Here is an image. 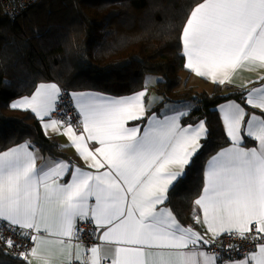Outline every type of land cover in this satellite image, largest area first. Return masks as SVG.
Returning <instances> with one entry per match:
<instances>
[{
    "label": "snow or ice",
    "instance_id": "obj_1",
    "mask_svg": "<svg viewBox=\"0 0 264 264\" xmlns=\"http://www.w3.org/2000/svg\"><path fill=\"white\" fill-rule=\"evenodd\" d=\"M181 43L185 67L214 83L230 80L245 64L264 67V0H203L191 10ZM60 95L56 84H40L11 108L30 110L46 134L51 129L65 135L96 172L75 168L70 181L60 183L69 173L67 163L53 161L37 169L26 144L0 153V223L30 242V251L20 253L27 264L29 256L41 258V250L50 245L62 246L68 264H218L199 246L225 233L256 242L257 251L231 264H264V117L253 114L246 121L245 109L235 103L220 108L232 146L208 162L205 186L195 200L203 213L196 222L206 225L208 240L182 227L170 210L157 207L200 147L206 135L203 121L181 127V112L164 120L153 117L141 132L125 125L143 118L146 92L119 99L73 94L81 117L77 133L70 122L51 119ZM246 104L264 112V87L249 92ZM242 127L257 147L241 146ZM78 220L100 231V240L113 247L111 256L94 245L81 259V245L73 243L79 240ZM4 243L20 246L11 237Z\"/></svg>",
    "mask_w": 264,
    "mask_h": 264
},
{
    "label": "trees",
    "instance_id": "obj_2",
    "mask_svg": "<svg viewBox=\"0 0 264 264\" xmlns=\"http://www.w3.org/2000/svg\"><path fill=\"white\" fill-rule=\"evenodd\" d=\"M203 0H38L10 20L0 4V152L28 143L56 156L58 144L44 135L29 112L10 109L43 82L68 92L127 96L159 75L155 92L164 102L190 101L183 125L201 121L206 135L183 175L167 193L166 206L183 226L195 227V200L203 189L207 159L229 144L216 107L244 104L249 87L189 85L181 33L191 10ZM246 140V143L251 141ZM0 264H26L0 241Z\"/></svg>",
    "mask_w": 264,
    "mask_h": 264
},
{
    "label": "crops",
    "instance_id": "obj_3",
    "mask_svg": "<svg viewBox=\"0 0 264 264\" xmlns=\"http://www.w3.org/2000/svg\"><path fill=\"white\" fill-rule=\"evenodd\" d=\"M185 64H186V58H185ZM187 70L189 71V77H188L189 85H191L196 91L210 92L214 85H230V86H232L234 88L249 87L248 92H247V94H248L249 92L253 91L254 89H258V88L264 87V79H261V77H264V67H261L258 63L257 64H245L241 69L237 70L231 76L230 80L226 81L223 84L214 83V82H212V80L210 78L197 76L193 71H191L189 69H187ZM149 78H152V77H148V78L144 79V87L141 90H139L138 92H135L133 94L127 95V96H119V97H117V96H111V95H107V94H103V93H99V92H94V91L71 92L70 95H71V99H72V101H73V103H74V105L76 107L75 101L72 98L73 94H92V95H96V96H102V97H105L107 99H119V98L132 97L133 95L144 91V92H146V95L143 97V104H144V108H145V114H144L143 118L140 119V120L127 121L126 125H125L126 127H130V128L131 127H139L141 129V132H143V130L148 127V121L151 118L155 117V119H157V120H164L166 117H171V116H174V115H178L181 112H183L185 114L180 116L179 123H180L181 127L188 126V125L181 124V119L184 116H186L191 111V109L193 107V104L190 101L164 102V103H161V97L159 95H157L156 93L153 94L155 92V86H156L158 81L156 79H153L154 83L150 84V79ZM53 83L54 82H43V83H40V84H53ZM40 84H38V85H40ZM54 84H56V83H54ZM37 86L35 87V89L33 90V92L31 94H29L28 96H24V97H30L35 92ZM57 86L59 87V85H57ZM247 94L244 96V104H245V106H243L241 103L237 102L234 99H230V100H227L225 102L220 103L216 107L217 113L219 114V117H220V120H221V123H222L223 131H224L227 139L229 140V144L226 145L225 147L217 150L212 156H210L207 159V161L205 163V166H204V169H203V188L205 186V173H206V170H207L208 162L214 156H216L218 153H220L221 151H223V150H225V149H227V148L232 146L231 145V140L226 134V129H225V126H224V123H223L222 113L220 112V108L222 106H224V105H227V104H230V103H235V104H239L242 108L245 109V112L247 113V115L245 117L246 121L253 114H255V115L259 116V117H264V112H261L259 109L251 108L249 105L246 104V96H247ZM24 97H21V98H18V99H15V100L11 101V103L9 104L10 109H12L11 108V104L12 103L17 102V101L21 100ZM150 97L152 98V103L149 106V98ZM13 110L31 113L34 116V118L39 121V124L41 126V129H42L44 135L46 137H48V138L53 139L58 144L59 148H58V150L56 152V156L54 157V156H51L48 152H44V151H41L40 149L33 148V147H31V145H29L28 143L25 142V143H21V144L15 145V146H13V147L5 150V151H2L0 153L6 152V151H8V150H10L12 148H16V147H18L20 145H25L26 144L28 146V150L30 152H32L34 154L35 158H36V168L37 169L46 168L53 161H63L65 163H67L70 166L69 173L66 174L63 177V179H61L59 181L60 183H67L68 181H70V179H71V171L74 170L75 168H80L82 171H86V172H94V173L96 172L95 169H91V168H89L87 166L85 161L78 155L75 147L71 146L70 141L68 140V138L65 135L53 132L51 129H49L47 134H46L45 130H44L43 126H42V122L30 110H23V109H13ZM48 119H49V117H45V122H47ZM51 119H53V118L51 117ZM199 123L194 124L192 126H196ZM205 128H206V126H205ZM60 132L61 133L63 132V128L60 129ZM241 135H242V138H243V143L241 145L242 147H245L247 149H251V148H254V147L258 146L257 142L255 140L247 137L244 134L243 127H242V131H241ZM204 137H205V135L200 139L199 144H200L201 140ZM245 139L251 141V143H246ZM89 146L91 148H93V149L96 148V147H99L98 144H95L93 142H89ZM187 165H185L183 167L182 174L179 176V178L183 175L184 170H185ZM103 170L104 169H101L100 171H103ZM170 170L178 171L179 169H178L177 166H172ZM177 180L173 181L170 185H168V189H167V192H166V197H167L168 191L177 182ZM202 191H203V189H202ZM201 194H202V192H201ZM200 195H199V197H200ZM166 201H167V198H166V200L164 201L163 204L158 205L157 207L170 210V208L168 206H166ZM90 203H93V201H90ZM197 216H199L201 218V221H202L203 213H202V210L198 206H197V215H196V217ZM79 222L80 221L78 220L77 224H76V227H77ZM0 224H2V223H0ZM181 226L184 227V228H192L194 231H196V232L200 233L201 235H203L205 239L211 240V234L207 233L206 225H204L202 222L201 223H197L196 222V226L194 228L193 227H189V226H183V225H181ZM76 242H79V241H75V240L73 241V243H76ZM79 243L81 245V247L79 249V252L81 254V259L83 260V259H85L86 248L82 245L81 242H79ZM95 245H99L101 247V251H102L103 254L108 255V256L112 255L113 247L103 243L100 240V231L99 230L97 232V244H95ZM205 247H206V245L201 244L199 246V250H202V251L206 252L209 255H213L212 253L207 251V249ZM61 248H62V246H60V245L47 246V247H45V248H43L41 250V258L38 259L36 257L29 256V260L31 261V264H43V260L44 259H49L50 260V264H68L69 257L67 255V252L66 251L62 252ZM28 251H30V249ZM73 251L75 252V249ZM185 251H188V250L186 249ZM255 251H257V249L253 250L252 252H255ZM22 253H26V252H22ZM242 259H244V257L243 258H239V259H235V260H230V261L224 262L222 264H231L232 261H239V260H242ZM73 262H80V261L73 260ZM109 263H110V261H109ZM26 264H27V261H26Z\"/></svg>",
    "mask_w": 264,
    "mask_h": 264
},
{
    "label": "built area",
    "instance_id": "obj_4",
    "mask_svg": "<svg viewBox=\"0 0 264 264\" xmlns=\"http://www.w3.org/2000/svg\"><path fill=\"white\" fill-rule=\"evenodd\" d=\"M38 0H0V4L4 10L5 15L10 19L14 20L18 15L33 6ZM71 92L61 89V95L56 105V111L52 113V118L70 122L73 128L79 133L82 131L80 125L79 112L75 107L72 99ZM79 232V242L88 249L97 244V232L98 230L91 223L80 221L77 225ZM251 235V234H249ZM0 241L5 245L4 240L11 237L19 247H12L7 249L15 254L27 252L31 245L30 242L18 235H14L10 232L3 224H0ZM256 242L251 239L241 240L235 236H229L223 234L215 243L206 245L207 251L212 253L217 258V262L222 264L224 262L235 260L245 257L248 253L256 249L254 246ZM73 264H80V262H73ZM104 264H110L109 261H105Z\"/></svg>",
    "mask_w": 264,
    "mask_h": 264
},
{
    "label": "rangeland",
    "instance_id": "obj_5",
    "mask_svg": "<svg viewBox=\"0 0 264 264\" xmlns=\"http://www.w3.org/2000/svg\"><path fill=\"white\" fill-rule=\"evenodd\" d=\"M148 77H152V78H149V79H150V84H151V83H154V82H153V79H156L157 81L160 80V76H159V75H147V76L145 77V79L148 78ZM153 77H154V78H153ZM155 93H156V92H154L153 94H155ZM151 103H152V98L150 97V98H149V106L151 105Z\"/></svg>",
    "mask_w": 264,
    "mask_h": 264
}]
</instances>
